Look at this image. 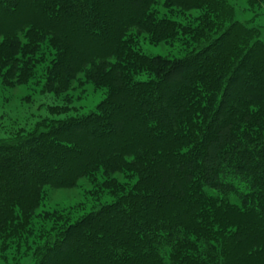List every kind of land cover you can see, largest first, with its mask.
<instances>
[{"label":"trees","instance_id":"trees-1","mask_svg":"<svg viewBox=\"0 0 264 264\" xmlns=\"http://www.w3.org/2000/svg\"><path fill=\"white\" fill-rule=\"evenodd\" d=\"M157 1L0 0L3 86L28 80L29 58L37 55L43 37L56 49L53 70L62 89L78 74L90 81L95 72L114 76V88L99 107L103 115L43 120L26 136L0 143L2 238L26 233L24 220L44 186L74 187L91 177L94 167L102 168L111 184V175L124 167L138 176L136 201L121 207L120 197L107 210L51 229L53 236L31 252L35 264H227L222 244L228 239L248 236L264 247V140H252L253 130L264 126V44L239 23L212 39L214 20L226 22L231 14L225 0L162 1L177 12H201L195 28L157 19L151 10ZM132 30L165 42L189 34L194 48L179 59L151 57L125 40ZM239 67L247 71L245 81L240 94L229 93V111L222 116L229 135L242 127L243 136L213 145L216 132L208 135ZM140 74L151 78L136 81ZM252 77L260 79L257 89ZM114 135L121 138L113 142ZM157 167L162 182L153 177ZM229 195H236V203ZM167 206L171 210H163ZM217 217L235 230L214 245L209 222L217 220L220 228ZM72 235L80 248L62 261L56 251Z\"/></svg>","mask_w":264,"mask_h":264},{"label":"rangeland","instance_id":"rangeland-1","mask_svg":"<svg viewBox=\"0 0 264 264\" xmlns=\"http://www.w3.org/2000/svg\"><path fill=\"white\" fill-rule=\"evenodd\" d=\"M162 1L158 0L156 5L151 7L154 13L153 15L157 19H169L185 27L188 25L189 27L195 28L199 25L197 19L202 14L201 12H177ZM225 1L231 14L229 13V16H227L229 19L226 22L214 20L215 26L218 27L215 31L210 32L209 35L214 34L212 39L221 36L227 30L228 24L239 23V25H242V27L253 35L252 38H258L264 44V0ZM19 34L22 40L21 43H23L22 45H25V34L23 32ZM47 34L48 32L45 35L48 36ZM129 34L130 39L126 38L125 40L132 42L131 48L151 57L159 56L170 60L179 59L184 57L187 52H191L194 48L193 39H191L192 36L189 34H179L176 38L168 42L162 40L154 41L155 38L150 33L139 34L132 30ZM51 44L52 41L48 37L42 38L41 43L38 44V50L36 53L34 52L37 55L29 58L31 60L29 61L30 70L28 71L30 76L24 84H13L12 87L3 86L0 79V143L12 139V137L16 139L18 136H26L32 132L38 122L43 120L60 122L61 120L77 119L91 114L103 115L99 107L108 98V93L114 88V76L99 74L94 71L95 73L91 74L90 81L83 74H78L75 80L69 82L70 84L66 89H62L61 84H59L60 82L58 83L59 74H57L55 68L53 70L56 49ZM90 44L92 46L96 45L93 42ZM235 54L239 57L241 51H235ZM237 62L234 63L235 66ZM246 73V70L240 68L236 74L231 75L233 79L228 89L229 92L226 94V99L223 102L224 110L216 115L214 128L211 126L213 129L208 135L209 137L210 134L216 132L215 139L211 141L213 145H217L220 142L222 144V141L227 139L228 136H232L233 139L240 138L241 135L243 136L242 127L239 128L240 130L237 134H235L237 130H234L232 135H229L228 129L225 128L227 122L226 116H222V113L227 114L229 111V93L235 91L236 94H240L239 91L241 90L242 83L245 81L243 78ZM248 73L252 74L251 70ZM54 74L57 76L56 80L53 78ZM135 78L136 81H147L151 76L140 74ZM240 78L241 81L238 80ZM249 81L252 82V87L256 89L260 86V79H257V77H252ZM176 85H178L177 82ZM52 89H54L53 91L58 90V94L51 92ZM172 89L173 86L170 90ZM160 105L163 106L162 103ZM55 108H63V110L60 114L52 115L50 110ZM262 127L263 130H253L254 139L252 140L254 142L264 140V126ZM114 136L111 138L114 140L113 142L121 138L120 135ZM98 141H100V138ZM141 167L144 168L143 165ZM94 169H97V171L92 173L91 177L81 179L74 187L55 189L48 185L39 191L37 207L28 216V219L24 220L26 222L25 224H27L25 226L26 233L20 237L8 235L2 238L0 235V264H35L36 262L31 252L34 248L44 243L46 241L45 239L53 236L55 231L52 230L50 232L51 229L57 230L65 224H73L89 213L107 210V208L116 204L120 200V197L125 198L118 205L121 207L126 206L132 200L136 201L133 196L140 194L136 191L138 185L136 170V173H134L132 169L122 168L124 170L121 172L111 175L113 180H111V184L110 178L105 176L102 168L94 167ZM160 173V167H157L153 173L154 179L156 177L159 178ZM161 176L159 180L162 182L163 179H161ZM106 182H108V185H105ZM103 183H105L104 186L101 185ZM180 183L183 182L181 181ZM117 191H121V193ZM114 192L118 194L115 195ZM204 192L207 196L212 195L214 199H217V195L212 193L208 188H205ZM229 196L231 202L236 203V195ZM139 199L137 197V200ZM189 202L188 204H190ZM149 206L152 205L149 203ZM23 209L24 213L29 212L27 207ZM165 209L171 210V207L167 206L163 210ZM159 213L160 211L158 210ZM217 219L220 223V228L217 220L211 219L209 222L210 234L208 239H211L214 245L222 243L224 241L223 238L235 230L229 222H224L225 226L221 223L219 217ZM201 225L205 226L206 220L202 219ZM204 234L206 233L204 232ZM247 238L249 237L244 236L242 239H228L227 242L222 244V252L225 254L224 258L227 260V264H264V247L259 244L258 239ZM68 239L64 246L56 251L58 254L57 257L62 261L72 258V255L76 254L73 250L80 248L76 242L72 243L75 239L73 235L69 236Z\"/></svg>","mask_w":264,"mask_h":264}]
</instances>
